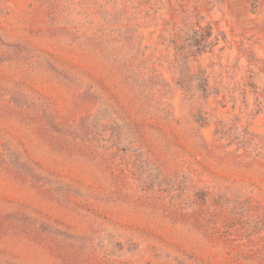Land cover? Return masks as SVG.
Here are the masks:
<instances>
[{
	"label": "rangeland",
	"instance_id": "rangeland-1",
	"mask_svg": "<svg viewBox=\"0 0 264 264\" xmlns=\"http://www.w3.org/2000/svg\"><path fill=\"white\" fill-rule=\"evenodd\" d=\"M0 264H264V0H0Z\"/></svg>",
	"mask_w": 264,
	"mask_h": 264
},
{
	"label": "trees",
	"instance_id": "trees-1",
	"mask_svg": "<svg viewBox=\"0 0 264 264\" xmlns=\"http://www.w3.org/2000/svg\"><path fill=\"white\" fill-rule=\"evenodd\" d=\"M188 40V39H187ZM190 44V43H189ZM202 88V90L204 91V87H201Z\"/></svg>",
	"mask_w": 264,
	"mask_h": 264
}]
</instances>
